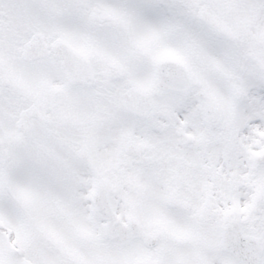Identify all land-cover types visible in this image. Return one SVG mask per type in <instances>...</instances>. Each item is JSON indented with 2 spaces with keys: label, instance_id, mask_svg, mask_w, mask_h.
Here are the masks:
<instances>
[{
  "label": "snow or ice",
  "instance_id": "6c2138e0",
  "mask_svg": "<svg viewBox=\"0 0 264 264\" xmlns=\"http://www.w3.org/2000/svg\"><path fill=\"white\" fill-rule=\"evenodd\" d=\"M0 264H264V0H0Z\"/></svg>",
  "mask_w": 264,
  "mask_h": 264
}]
</instances>
